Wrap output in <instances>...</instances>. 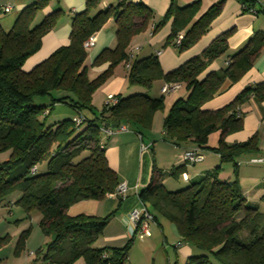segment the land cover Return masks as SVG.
I'll use <instances>...</instances> for the list:
<instances>
[{
	"label": "trees",
	"instance_id": "trees-1",
	"mask_svg": "<svg viewBox=\"0 0 264 264\" xmlns=\"http://www.w3.org/2000/svg\"><path fill=\"white\" fill-rule=\"evenodd\" d=\"M84 1L85 8L73 13L69 43L53 50L27 71L23 70V63L38 51L61 9L36 23L37 13L49 0H34L18 14L9 30L0 24V205L6 196L17 191L18 197L12 204H18L28 217L40 214L38 224L44 235L50 236L35 252L44 264L127 261L132 240L121 247L94 245L111 214L70 215L67 209L82 199L102 200L118 186L117 173L106 157L101 128L106 124L110 128L126 125L142 133L151 127L153 114L164 108L165 95H114V105L104 103L97 110L92 94L113 74L116 65L130 61V42L150 23L155 32L171 21L166 42L174 45V38L183 30L184 38L176 45L183 51L207 33L225 0L215 1L200 15L201 0L183 6L171 0L166 13L158 19L142 1L118 0L95 13L101 0ZM238 1L243 10L264 14V0ZM110 16L117 24L116 43L94 58L95 65H109L91 78L85 64L88 50L83 44ZM233 32L234 28L225 30L200 54L171 71L164 72L154 54L131 61L127 71L129 85L150 89L155 80L163 79L180 82L186 92L175 98L164 115L162 139L183 146L191 144L183 152L196 151L203 158L180 159L182 164L168 172L154 165L149 184L138 192L153 221L162 218L173 223L180 241L192 249L193 254L184 264H264V209L260 207V203L264 205V193L259 204L247 201L238 177V160L257 149L256 139L225 141L228 133L242 127L241 105L251 95L258 101L264 100V81L243 88L223 107H205L225 79L232 83L240 80L264 48L261 30L249 37L243 47L230 52L227 41ZM216 59H225L221 69L208 71L207 67ZM57 103L70 107L71 117L53 116L51 111ZM214 132H218V142L213 147L208 140ZM207 149L218 154V163L189 178L187 168L202 162ZM259 156L264 155L252 157ZM252 157L247 159L248 163ZM227 165L232 167L231 175L221 178ZM166 176L174 180L180 177L185 185L169 190L165 186ZM28 232L25 229L19 235L16 253L23 250ZM9 241V234L0 235V248Z\"/></svg>",
	"mask_w": 264,
	"mask_h": 264
},
{
	"label": "crops",
	"instance_id": "crops-1",
	"mask_svg": "<svg viewBox=\"0 0 264 264\" xmlns=\"http://www.w3.org/2000/svg\"><path fill=\"white\" fill-rule=\"evenodd\" d=\"M34 0H0V24L5 30H9L18 14ZM118 0H101L93 13L99 9L115 5ZM142 1L151 10H153L155 18L158 19L166 13L171 0H136ZM195 0H177L178 6L191 3ZM217 0H201V9L199 15L204 13L208 6ZM6 4L12 5L9 12H5L3 7ZM220 14L211 23L207 33L201 36L197 42L183 51L172 42H166L170 35L171 21L160 27L155 32H152L153 25L149 24L147 29L135 34V37L130 42L129 48V63L133 60L147 57L154 54L160 62V66L164 72H168L184 63L186 60L197 56L201 51L206 48L209 43L222 32L227 29L234 28L233 34L228 38L230 52H234L246 44L249 37L257 31L264 30V15L256 14L245 11L238 0H225L222 5ZM85 8L84 0H49L48 5L37 13L36 23L40 21L48 13L61 9L60 17L58 18L54 28L45 34L42 38V44L35 54L31 55L23 63V70L27 71L33 68L39 61L47 58L53 50L69 43V34L71 31V19L74 12L82 11ZM117 24L115 18L110 16L101 29L94 33L95 43L87 48V57L85 64L90 69L94 58L104 49L111 48L116 43L115 31ZM151 28V31H150ZM259 56L255 59L252 67L240 78V80L232 83L229 79H225L222 87L218 93L208 101L205 105L208 109H217L223 107L226 103L230 102L241 92L245 87L252 86L256 83L264 81V48L259 52ZM225 60V59H224ZM224 60L216 59L207 67L210 69L218 70L223 65ZM91 63V64H90ZM127 62L118 64L113 70V76L107 83L106 91L109 88L114 89V95L126 97V95L134 93H146L149 96H160L163 79H158L153 82L150 89H145L141 86L129 85L127 83L128 66ZM107 65H103L99 70L105 69ZM89 73V71H88ZM91 77V76H90ZM182 90V92L180 91ZM179 91V92H178ZM184 87L176 90L170 94V99L165 98L166 104L162 112L156 111L153 114L152 120L155 124L157 120V128L163 124V118L166 114L168 105L175 98L185 95ZM104 93H101V98ZM93 101L97 102V99ZM168 102V103H167ZM94 105V104H93ZM241 112L243 115L242 127L236 132L228 133L225 141L228 143L245 142L251 137H255L257 149L251 153L243 154L238 160V177L240 188L247 201L251 203H260V196L264 193V166L256 163H248L247 159L256 155H264V100L258 101L252 95L248 100L241 105ZM52 115L59 118L71 117L73 110L63 104L57 103L51 111ZM156 119V120H155ZM149 131V129H147ZM137 133L132 127L128 126L125 131H119L111 136L102 135V140L105 141L106 157L110 167L116 171L118 181H123L128 185L126 196L120 199L116 195L107 194L102 200L82 199L70 205L67 209L68 214H90L100 217L108 216L109 221L102 230V235L98 237L95 246H115L121 247L128 240H132L129 254L131 255L137 246L140 254L137 255V260L143 262V254H146L147 246L151 245L152 250L156 247L153 244L155 235L161 234L163 237V246H166L168 240L167 235L173 236L174 241H171L172 254L164 255L161 264H184L186 259L193 254L192 249L185 243L181 242L177 229L173 223H168L164 219L159 218L150 224L151 234L146 236L143 240L135 236L134 226L127 219V214L132 208L139 207L141 200L138 192L149 184L153 166L168 172L171 167H177L182 164L180 155L186 147L191 144L179 145L163 140V132L158 141L153 140L147 136V133ZM150 132V131H149ZM153 138V137H152ZM218 132L212 136L211 146L217 144ZM205 158L202 162L191 165L187 168L189 178L196 177L203 173L206 169H212L218 163V154H214L210 150H204ZM232 167L226 166L220 173L221 178H228L231 175ZM165 186L169 190H176L185 185L184 180L180 177L174 180L169 176L164 179ZM12 203V201H11ZM7 211L14 213L17 209L13 205L7 207ZM260 203V207H262ZM20 210V209H19ZM21 211V210H20ZM18 212V210H17ZM16 212V213H17ZM23 212V211H22ZM18 219L26 217L25 213ZM18 221V220H17ZM169 227V233H166L164 227ZM9 234V232H8ZM39 240L35 246H30V238L26 241L25 250L16 253L15 243L11 241L8 245L0 248V264H44L37 259L36 250L38 247L43 246L47 241L43 234L38 232ZM10 236V235H9ZM12 235L10 236V238ZM13 238V237H12ZM138 242V244H136ZM36 248V250H34ZM128 254V255H129ZM129 259V256H128ZM148 257H144L142 264H147ZM135 264V263H134Z\"/></svg>",
	"mask_w": 264,
	"mask_h": 264
},
{
	"label": "rangeland",
	"instance_id": "rangeland-1",
	"mask_svg": "<svg viewBox=\"0 0 264 264\" xmlns=\"http://www.w3.org/2000/svg\"><path fill=\"white\" fill-rule=\"evenodd\" d=\"M260 15L262 16L264 14L260 13ZM150 24L153 25V23H150ZM150 31H151V28H150ZM180 34L183 35V37L178 41L177 37ZM184 34L185 33L183 32V30H180L178 32V34L176 35V37L173 40L174 42H176L175 43L176 45H180L181 41L184 38ZM127 63L129 64V62H127ZM122 64H124V63H122ZM103 65L104 66L107 65L105 67V69H106L109 64L107 62L100 63V65H95L94 63H92L90 65V69L88 70L89 71V73H88L89 76H91V78H94V77L100 75V73L105 70V69L99 70V68L102 67ZM114 68H113V70H114ZM112 73H113V71H112ZM113 75L114 74H112L107 80H105L100 85V87L97 88L93 92V94H92V97H94L93 99L94 100L97 99V102L96 101H93V104H94V106H95V108L97 110L102 109V106L104 105V103L108 99V97L114 95V93H113L114 92V89L109 88V90L106 91L107 83L109 82V80L111 79V77ZM166 82H168V81H166ZM175 82H177V81H175ZM163 84H165L164 81H163ZM180 91L182 92V90H180ZM101 93H104V95H103L102 98H101ZM164 95H165V98H167V100H169L170 97H171V96H169L170 95L169 93H164ZM172 102L170 103V105L172 104ZM165 104H166V101L164 99V105H163L164 108L163 109H159L158 110L159 112H162L164 109H166ZM170 105H168V108L166 110V113H167L168 109L170 108L169 107ZM152 123H153V120H152ZM162 125L160 126V128L159 127L157 128V120H156L155 121V124H151V127L148 128L150 132L148 130H146V131H144V133H147V136L151 139V141H153V140L158 141V139L161 138V132L160 131L162 130ZM215 133L216 132H214V133H212L210 135V137H209V142L210 143H211V140H212V136ZM0 160H2V159L0 158ZM17 197H18V192L17 191H13L8 196H6V198H4L2 204L0 205V235L8 234V232H9V235L10 236L12 235V237H13V238L12 237L10 238L9 243H11V241L13 243H15L18 240L19 235L22 234L23 230L28 229L29 232H28L26 241L28 240V238L32 237V238H30V246H32V245L35 246L36 243L38 242L39 237H40L38 235V232H40V234H43V236L45 237L46 241H48L49 238H50V236L44 235V233L42 232V230H41V228H40V226L38 224V221H39V218H40V214H35L32 217H28L26 215V212H24L23 209H21V207L18 204H12L11 202H9V205L7 207H9V206L11 207L13 205V208H15V209L18 208L17 209L18 212H17V210L14 211V213H11V212L9 213L7 211V208H6V205L8 204L7 201L10 200V201H12L14 203L15 200L17 199ZM262 207H264V206H262ZM262 209H264V208H262ZM22 211L25 213L26 217H24L21 220V219H18V218L22 217L21 216L23 214ZM262 212H264V211H262ZM164 229L166 230V233L168 234L169 233V230H170L169 227L166 226V227H164ZM167 237H168V240L166 241V246H163L165 244H163V242H162V240H163L162 235L159 234V235H155L154 236L155 239H153L152 242L155 245L156 249L155 250H152V249H150L151 248V245H148L147 246L146 254H143V257H142L143 258V262L145 261L144 260V257L146 258V255H147V257H148L147 264H161L162 263L161 260H162V258H163L164 255L166 256L167 254H169V255L172 254V252H171L172 247L170 246V243H171V241H174V239H173V236L171 238V236L167 235ZM26 241L24 243L22 252L25 250ZM136 244H138V242ZM138 248H139V246H137V249ZM165 248H167V254H166V252L164 250ZM137 249L135 248V250L133 251V253L131 255L128 253L129 254L128 255L129 256V259H127V261L124 264H134V263L135 264H142L143 263V262L141 263V262H139L137 260V255L140 254L139 250H137ZM34 250H36V248H34ZM38 260H39V258H38ZM39 261H41V260H39Z\"/></svg>",
	"mask_w": 264,
	"mask_h": 264
},
{
	"label": "built area",
	"instance_id": "built-area-1",
	"mask_svg": "<svg viewBox=\"0 0 264 264\" xmlns=\"http://www.w3.org/2000/svg\"><path fill=\"white\" fill-rule=\"evenodd\" d=\"M12 8V5L6 4L3 7V10L5 12H9ZM254 12V11H251ZM183 37V35H179L177 37L178 41ZM96 37H94V34L89 35L86 37V40L84 41V47L87 49L88 47H91L95 43ZM176 39V40H177ZM176 43V42H175ZM165 84L161 87V93H174L176 90H178L181 87L180 82H164ZM117 102V98L113 95L108 97V99L105 101V103L114 105ZM127 129L126 125H121L115 128H110L108 126H103L101 128V132L106 135H113L116 132L119 131H125ZM180 155V159L182 160H193V161H200L202 160V156L198 154L196 151H185L182 152ZM250 163H256L264 165V156L259 157H252V159L249 161ZM184 177L186 178V174H184ZM128 191V185L127 183L123 181L118 182V186L115 188L114 192H111L109 194L121 196L122 198L126 196V193ZM127 219L131 223V225L134 226L135 236L143 240L146 236H149L151 234L150 230V223L153 222L152 213L148 209V207L141 203L139 207L132 208V210L127 214Z\"/></svg>",
	"mask_w": 264,
	"mask_h": 264
},
{
	"label": "water",
	"instance_id": "water-1",
	"mask_svg": "<svg viewBox=\"0 0 264 264\" xmlns=\"http://www.w3.org/2000/svg\"><path fill=\"white\" fill-rule=\"evenodd\" d=\"M108 126V124H106Z\"/></svg>",
	"mask_w": 264,
	"mask_h": 264
}]
</instances>
